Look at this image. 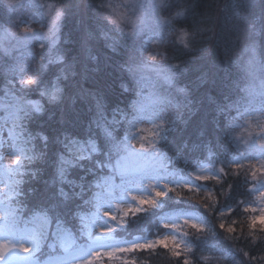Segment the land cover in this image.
Listing matches in <instances>:
<instances>
[{
    "label": "trees",
    "instance_id": "16d2710c",
    "mask_svg": "<svg viewBox=\"0 0 264 264\" xmlns=\"http://www.w3.org/2000/svg\"><path fill=\"white\" fill-rule=\"evenodd\" d=\"M47 1L61 9L56 44L35 37L8 57L0 51V125L6 119V139L21 154L5 201L14 227L24 223L39 231L43 242L30 256L53 253L45 240L55 227L83 245V219L95 209L96 196L105 195L106 185L117 193L131 184L143 190L139 209L125 215L114 240L162 234L163 215L178 219L176 238L121 250L96 264H264V216L257 221L250 208L264 189V174L233 162L256 149L237 125L243 108L264 113V93L248 101L244 95L241 48L252 37L239 33L261 25L258 3L165 0L168 32L145 44L146 32L130 36L112 23L105 0ZM27 9L37 15L34 5ZM22 14L0 0V29L14 27ZM143 52L155 55L169 81L139 76L152 98L140 105L134 71ZM23 73L30 80L19 85ZM142 114L159 126L147 153L153 164L147 172H123L131 149L125 138L135 134ZM76 143L87 155L75 153ZM201 165L214 175L163 195L144 185ZM187 211L201 224L183 221Z\"/></svg>",
    "mask_w": 264,
    "mask_h": 264
},
{
    "label": "rangeland",
    "instance_id": "374dc122",
    "mask_svg": "<svg viewBox=\"0 0 264 264\" xmlns=\"http://www.w3.org/2000/svg\"><path fill=\"white\" fill-rule=\"evenodd\" d=\"M246 4L258 3L257 7L261 25L244 26L239 30L240 35L250 36L249 44H243L241 55L244 63L247 82L244 85V95L251 100L257 94L264 93V0H241ZM9 8L19 7L23 9L22 20L17 21L14 27H2L0 29V51L1 55L8 57L15 53L14 50L31 43L33 39L41 38L53 47L58 40L59 20L61 9L47 0H4ZM165 0H105L103 5L110 11V20L116 27L125 34L135 36L146 32L145 44L164 39L166 18L161 14ZM28 4L34 5L37 15L27 9ZM184 36L181 34V37ZM263 39V40H262ZM263 42H262V41ZM246 47V48H245ZM259 47L262 49L260 50ZM20 53V52H19ZM16 53L15 56H20ZM154 54L143 52L138 65L135 66V77L151 76L169 81V74H165L163 68L154 60ZM134 67V66H133ZM164 69V70H163ZM140 79L141 87H138L140 105L146 101H151L150 91L148 92L145 80ZM30 77L23 73L18 78L19 85H24ZM146 90V91H145ZM153 101V100H152ZM241 121L237 125L246 135V139L251 140V145L256 149L249 150L240 159L234 157L233 162L239 160L250 165L255 171L264 174V113H260L253 107L245 106L242 110ZM7 126L6 119L0 125V264H96L98 260L106 257H115L116 252L130 249L132 247L153 245L155 243H165L176 238L175 226L179 224L176 217L163 215L161 224L165 231L160 235H155L149 239H132L130 241L114 240L113 233L124 224L125 215L129 211L139 209V200L143 190H137L131 184L114 190L105 186V195L96 196L95 209L85 216L83 235L86 241L83 245H76L71 232L61 227H55L51 231V239L45 240L47 248L51 254L43 257H32L33 253L39 249L41 241L39 231L29 224H19L14 227L13 218L6 205V199L10 196L9 185L11 179L9 173L16 170V165L21 158V154L6 139L4 128ZM159 126L144 114L136 119L135 134H128L126 141L131 146L128 151L127 165H123L120 170L126 171H148L153 162L148 151L154 148L157 142ZM89 149H93L90 148ZM73 150L79 157L87 155L88 150L81 144L73 145ZM152 163V164H150ZM214 175L206 165H201L196 170L185 176H178L170 180L164 178H151L144 183L149 184L152 192L163 195L169 187L179 185H192L193 181L199 183L201 180ZM262 179V178H260ZM144 186L141 185L143 189ZM254 211V219L260 221L264 216V189L261 188L254 197L251 205ZM183 221L191 225H200L199 217L192 211L183 212ZM27 247L28 252L22 249Z\"/></svg>",
    "mask_w": 264,
    "mask_h": 264
},
{
    "label": "snow or ice",
    "instance_id": "6c2138e0",
    "mask_svg": "<svg viewBox=\"0 0 264 264\" xmlns=\"http://www.w3.org/2000/svg\"><path fill=\"white\" fill-rule=\"evenodd\" d=\"M154 203V202H153ZM24 252H28L29 251V249L27 248V247H24L23 249H22Z\"/></svg>",
    "mask_w": 264,
    "mask_h": 264
}]
</instances>
